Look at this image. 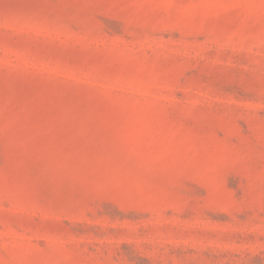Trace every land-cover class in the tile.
I'll list each match as a JSON object with an SVG mask.
<instances>
[{
	"label": "rangeland",
	"instance_id": "1",
	"mask_svg": "<svg viewBox=\"0 0 264 264\" xmlns=\"http://www.w3.org/2000/svg\"><path fill=\"white\" fill-rule=\"evenodd\" d=\"M0 264H264V0H0Z\"/></svg>",
	"mask_w": 264,
	"mask_h": 264
}]
</instances>
